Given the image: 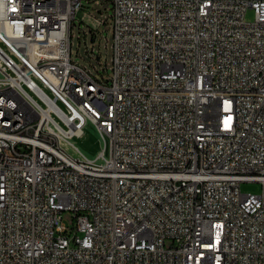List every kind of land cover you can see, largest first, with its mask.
<instances>
[{
	"label": "built area",
	"instance_id": "2783aa9c",
	"mask_svg": "<svg viewBox=\"0 0 264 264\" xmlns=\"http://www.w3.org/2000/svg\"><path fill=\"white\" fill-rule=\"evenodd\" d=\"M85 2L105 83L70 60ZM0 264H264V0H0Z\"/></svg>",
	"mask_w": 264,
	"mask_h": 264
},
{
	"label": "rangeland",
	"instance_id": "374dc122",
	"mask_svg": "<svg viewBox=\"0 0 264 264\" xmlns=\"http://www.w3.org/2000/svg\"><path fill=\"white\" fill-rule=\"evenodd\" d=\"M111 7L104 3L85 2L82 10L76 14L74 26L71 29L70 60L86 67L96 79L102 83L110 79L112 59ZM246 21L252 20V12L248 11ZM103 23L99 28L92 22ZM73 144L89 159H94L100 151L98 135L91 125L84 128V134L79 139H73ZM242 193L260 194L262 186L257 183L240 185ZM64 223L71 226V215L64 214Z\"/></svg>",
	"mask_w": 264,
	"mask_h": 264
},
{
	"label": "water",
	"instance_id": "95a60500",
	"mask_svg": "<svg viewBox=\"0 0 264 264\" xmlns=\"http://www.w3.org/2000/svg\"><path fill=\"white\" fill-rule=\"evenodd\" d=\"M105 7H106V5H105Z\"/></svg>",
	"mask_w": 264,
	"mask_h": 264
}]
</instances>
